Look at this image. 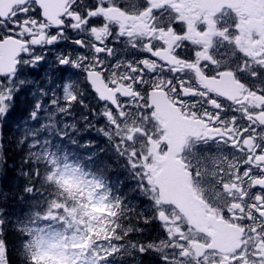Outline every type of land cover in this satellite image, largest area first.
<instances>
[{
    "label": "snow or ice",
    "instance_id": "obj_1",
    "mask_svg": "<svg viewBox=\"0 0 264 264\" xmlns=\"http://www.w3.org/2000/svg\"><path fill=\"white\" fill-rule=\"evenodd\" d=\"M13 120L0 264H264V0H0Z\"/></svg>",
    "mask_w": 264,
    "mask_h": 264
},
{
    "label": "trees",
    "instance_id": "obj_2",
    "mask_svg": "<svg viewBox=\"0 0 264 264\" xmlns=\"http://www.w3.org/2000/svg\"><path fill=\"white\" fill-rule=\"evenodd\" d=\"M19 133L14 128V123L11 122L9 125H5L3 127V136L4 140L2 141L3 147L8 150L7 156L8 159V166L9 168L13 167V164L19 165L21 160L20 150L17 148L15 139L18 137ZM7 138H9V141H7ZM16 174L18 176V170H16ZM22 179V178H19ZM19 182V180H13L11 189L5 188L4 190L8 193L9 196H11L13 193L16 192V184ZM12 208L16 210L17 213L20 212V209L22 206H19L17 203L15 205V202L12 203Z\"/></svg>",
    "mask_w": 264,
    "mask_h": 264
},
{
    "label": "rangeland",
    "instance_id": "obj_3",
    "mask_svg": "<svg viewBox=\"0 0 264 264\" xmlns=\"http://www.w3.org/2000/svg\"><path fill=\"white\" fill-rule=\"evenodd\" d=\"M13 123H14V128L17 130V123H16V121H12ZM10 124V123H9ZM8 124V125H9ZM3 126H5V125H3ZM3 126H0V141H3L5 138H4V136H3ZM18 131V130H17ZM93 135H94V133H93ZM7 141H9V138H7ZM5 191V190H4ZM6 192V191H5ZM15 205H16V203H15ZM19 206H22V205H20V204H18Z\"/></svg>",
    "mask_w": 264,
    "mask_h": 264
}]
</instances>
